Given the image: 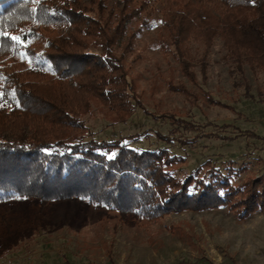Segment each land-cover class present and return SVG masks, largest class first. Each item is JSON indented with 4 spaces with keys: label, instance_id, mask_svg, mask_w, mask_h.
<instances>
[{
    "label": "trees",
    "instance_id": "obj_1",
    "mask_svg": "<svg viewBox=\"0 0 264 264\" xmlns=\"http://www.w3.org/2000/svg\"><path fill=\"white\" fill-rule=\"evenodd\" d=\"M150 2L0 0V205L76 200L151 221L222 206L241 217L264 210V172L237 184L234 168L208 160L181 177L174 169L185 158L167 147L139 150L122 139L88 138L83 116L95 100L118 122L137 108L155 117L115 50ZM163 14L169 50L188 77H195L192 42L207 53L217 38L240 69L247 62L264 71V0H166ZM138 33L129 35L124 51Z\"/></svg>",
    "mask_w": 264,
    "mask_h": 264
},
{
    "label": "rangeland",
    "instance_id": "obj_2",
    "mask_svg": "<svg viewBox=\"0 0 264 264\" xmlns=\"http://www.w3.org/2000/svg\"><path fill=\"white\" fill-rule=\"evenodd\" d=\"M149 4L115 50L155 117L137 108L127 122H118L95 100L83 116L88 138L122 139L139 150L167 147L185 158L174 169L181 177L208 160L226 171L234 168L237 184L262 174L264 139L244 133L264 136V71L247 62L240 69L217 38L207 53L192 42L195 77H188L168 47L166 0ZM136 30L132 48L124 51ZM158 132L173 141L161 140ZM0 264H264V210L241 217L222 206L151 221L76 200L43 206L20 198L0 205Z\"/></svg>",
    "mask_w": 264,
    "mask_h": 264
},
{
    "label": "snow or ice",
    "instance_id": "obj_3",
    "mask_svg": "<svg viewBox=\"0 0 264 264\" xmlns=\"http://www.w3.org/2000/svg\"><path fill=\"white\" fill-rule=\"evenodd\" d=\"M11 39L14 40V41H17V42L20 41V37H17V36H13V37H11ZM22 58H23V57H22ZM110 158H111V157H110Z\"/></svg>",
    "mask_w": 264,
    "mask_h": 264
}]
</instances>
